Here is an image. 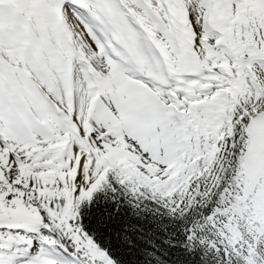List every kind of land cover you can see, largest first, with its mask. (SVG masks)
Instances as JSON below:
<instances>
[{
  "label": "snow or ice",
  "instance_id": "6c2138e0",
  "mask_svg": "<svg viewBox=\"0 0 264 264\" xmlns=\"http://www.w3.org/2000/svg\"><path fill=\"white\" fill-rule=\"evenodd\" d=\"M98 196L264 264V0H0V264H124Z\"/></svg>",
  "mask_w": 264,
  "mask_h": 264
},
{
  "label": "trees",
  "instance_id": "16d2710c",
  "mask_svg": "<svg viewBox=\"0 0 264 264\" xmlns=\"http://www.w3.org/2000/svg\"><path fill=\"white\" fill-rule=\"evenodd\" d=\"M93 208L94 217L108 224L106 235H127L130 241L128 245L115 237L112 239V247L117 250L124 264H152L149 253L167 255L168 248L164 242L179 227L176 221L150 202H144L133 210L124 203L114 205L103 196H98ZM83 222L88 223L86 219Z\"/></svg>",
  "mask_w": 264,
  "mask_h": 264
}]
</instances>
